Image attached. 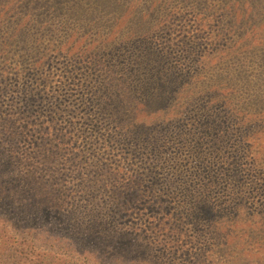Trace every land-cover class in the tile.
Wrapping results in <instances>:
<instances>
[{
	"label": "trees",
	"instance_id": "trees-1",
	"mask_svg": "<svg viewBox=\"0 0 264 264\" xmlns=\"http://www.w3.org/2000/svg\"><path fill=\"white\" fill-rule=\"evenodd\" d=\"M0 1V60L5 63L19 55L24 63L32 60L30 55L42 52L43 31L53 34L52 54L32 65L31 76L35 79L36 66L43 68L45 63L66 70L52 95L26 90L19 115L1 116L0 137L8 135L6 142L14 148L22 138L16 126L19 117L40 136L33 140V158H17L27 170L16 180L0 181V203L18 201L23 210L50 216L58 212L49 208L52 201L62 200L59 183L70 180L78 184L66 187L68 197L77 198L71 216L80 214L78 223L65 220L68 236L62 241L56 232L46 229L41 235L15 219L0 217V264H161L163 256L169 264H264V205L248 210L237 201L245 194L246 183L252 190L258 187L245 167H264V0ZM169 1L191 3L195 25H189L185 34L177 30L180 38L172 36L177 41L169 39L168 45L163 41L159 51L155 45L161 46L164 32V37L171 35L168 22L175 17L173 11L164 14ZM13 11L15 21L4 20ZM46 18L56 21L51 31ZM212 27L210 43L196 41ZM204 42L216 49L215 66L221 69L209 72L206 81L207 66L214 60L203 58ZM242 57L250 61H242L246 69L229 67ZM257 60L260 70L255 84H249L247 66ZM4 68L0 64L4 85L8 74L19 81L17 67ZM4 92L0 87V103ZM241 95L245 104L234 111L237 123L231 124L229 109ZM192 107L198 108L193 134L184 128L194 113ZM62 121L71 129L85 126L92 134L73 141ZM258 127L261 132L255 131ZM252 147L258 151L254 157ZM174 148L184 152L168 153ZM41 161L46 178L31 169ZM67 162L80 164L61 178L55 166L67 168ZM258 177L264 183V177ZM50 182L56 185L54 193ZM102 192L107 194L104 204L90 205ZM114 204L117 208L110 217ZM141 205L152 217L145 227ZM160 217H173L166 229ZM114 219L125 230L117 229ZM137 223L140 230L131 226ZM188 223L203 244V256L189 251L184 257L173 255L178 251L177 231L182 233Z\"/></svg>",
	"mask_w": 264,
	"mask_h": 264
},
{
	"label": "rangeland",
	"instance_id": "rangeland-1",
	"mask_svg": "<svg viewBox=\"0 0 264 264\" xmlns=\"http://www.w3.org/2000/svg\"><path fill=\"white\" fill-rule=\"evenodd\" d=\"M135 1H139V0H135ZM160 3H163L164 0H159ZM168 0H165V2H167ZM210 1V0H208ZM2 2V1H0ZM166 4V3H165ZM167 8L166 11L164 12V14H170L173 11V16H175L172 20H170L168 22L169 24V29H170V33L171 35H169L168 37H164L165 32L162 34L161 36V46H159L158 44L155 45V48H157L159 51H161L160 48H163L164 46L162 45L163 41L167 42V45L169 44V39L172 42H176V39H171L172 36L178 37L180 38V33L177 32V30H181V34H185L186 30L188 29L189 25L194 26L195 25V9H192V4L188 3L183 5L182 3H177L174 1H169L167 3ZM15 11L10 12L8 14V16L4 19L7 21H10L11 18H13V20L10 23H13L15 20ZM23 14V13H21ZM47 17V16H46ZM166 17V16H165ZM177 18V20H176ZM47 19V18H46ZM56 22V21H54ZM52 21H50L49 19H47V24L46 26L48 27V31L52 29L53 27V23ZM171 24V25H170ZM182 25L183 28H179L178 25ZM11 25H9L10 27ZM213 26V25H212ZM15 24H13L12 29H14ZM205 29V28H204ZM213 27L206 32V36L201 37L200 39L196 40L198 41H206L207 43L212 41V38L210 39L209 37H212V35L210 34L212 31ZM53 32V31H52ZM1 34V33H0ZM191 34H194L193 32ZM190 35V39L189 41L192 43L194 38L192 37V35ZM16 36L19 37V34L16 33ZM39 42H40V46L43 48L42 52H40V54H32L29 56V58H32V60H28L24 63V61H21L19 58V56L16 57H11L10 60H6L5 63H3V60H0V64L4 65V69H13L17 67V71L20 72V76H19V81H12V76L11 74H8L10 76L9 81L7 84L4 85V80L2 78H0V87H4L5 88V92L2 93L3 97L2 98V103L4 104L2 106V103H0V107L1 111H0V119L1 116L3 115V112H6L8 114H10V118L12 117H17L19 115V102L21 100V98L23 97V92L26 90H33V91H37V90H42L43 94L46 95L47 93H49L50 95H52L54 93L55 87L56 85L59 83L60 80L63 79V72H65V68H61L58 65H54L53 67L50 66L48 63H45L43 68L36 66L35 69V73L33 75H35V79L34 76H31V67L33 68L32 65L35 64V62H39L41 57H44L46 55H50L52 54L51 49V45H53V34H43V31L39 32ZM151 35H149L150 37ZM25 38V37H24ZM206 42H204L203 46H202V55L203 58L207 57V60H214L211 61V66L208 67L207 66V62H205V60L203 61L204 64H206L207 66V70L206 74H205V79L204 81L208 80L210 73H214L216 74L217 72H220L221 69H219V67L217 68V66H215V54H216V49L213 47H211L209 44H207ZM16 48H13L12 51H16ZM208 52V53H207ZM207 53V54H206ZM9 55V53H8ZM194 59H201L200 57L194 58ZM250 59V58H249ZM248 59V60H249ZM11 60H14V62H11ZM242 61L248 62L250 63V61H247V59H245V57H242L241 60L239 59H234V61H231L230 66L232 69H246L242 64ZM197 61L194 62V64H196ZM259 61L257 60L256 63H254L253 65H251L250 67L247 66L249 68L248 73L246 75H248L249 80L247 81L249 84L254 83L255 84V80H256V75H258L260 68H258L256 65H259ZM191 64V69L192 71H195V65ZM250 65V64H248ZM174 66V65H173ZM42 68V69H40ZM212 70V71H210ZM252 70V71H251ZM235 71V70H234ZM251 71V73H250ZM38 77H41L42 80L38 81ZM255 77V78H254ZM37 79V80H36ZM203 81V82H204ZM245 96L241 95L239 98V101L237 103V101H233L232 105H231V109H229V115L233 114L234 111H239L242 109L243 105L245 104V100H244ZM45 101H42L41 103H44ZM37 102H33V106L36 104ZM203 105H206V100L204 99L202 101ZM205 107V106H204ZM192 110L194 111V113H192L190 116H188L186 119L188 120L187 125H185V130L188 131L189 133L193 134V126L196 124V117L198 115V108L197 107H192ZM238 118V116H235V114L231 115V118H229L230 123L232 124V122L237 123L236 119ZM179 121V120H178ZM27 121L21 119L20 117L18 118L17 121V125L19 127L18 130H20L19 133V137L21 136V141L19 144L18 148H14L13 145L9 144L6 142L7 136L3 135V138L0 137V181L2 182H7L9 179H17L18 177L21 176L20 172H25V170H27V168L25 169V167H23V165L25 164V162L20 161L21 164H18V160L17 158L20 160H24L25 156H29L31 158H33V154H34V150L36 149L33 140L36 138V135H39V132L36 131V133H34L31 129L30 126L28 124H25ZM186 121L184 120L183 123H185ZM67 123V122H66ZM62 128L64 130H67L70 132V134L72 135L73 141L76 140V138L79 136H87L89 134H92L91 131H89V129H87V127L82 126V129L80 126H72V129L70 126L65 125V122L62 121L60 122ZM84 130L85 132L83 133ZM255 131H262V127H258L256 128ZM195 132V131H194ZM40 136V135H39ZM86 138V137H85ZM233 145V143H232ZM172 151L175 152H184L182 149L178 148H174L171 151H168V153H172ZM249 152H253L250 156L254 157L256 153H258V151L256 150V147H252L249 149ZM224 156H226L224 154ZM37 161V160H36ZM79 162L77 164H73V163H69L67 162L65 165L67 168H65V166L63 164H56L55 168H56V172L61 176V178H63L65 176V172L68 171L70 168L74 169V168H78L79 167ZM36 167H31V169L33 171H35V175L41 178H46L48 176V173L46 171V169L44 167H46L45 163L43 161H41L40 163L38 162L36 164ZM18 168V169H17ZM161 168V167H160ZM159 169V168H157ZM160 170V169H159ZM245 170L248 171H252L254 178H252V180L257 184L258 187L255 188V190L250 189L252 186L250 185V183H246L247 184V189L245 194L241 197L237 196V201L239 202L240 200H242V204L244 208H247L248 210L250 208H260L264 205V194H262L264 192V188H259V184L261 186L264 185V183H260L262 182L261 180H259V177H264V167H256L254 170V165H247L245 167ZM263 172V174L258 173V175L256 174V172ZM75 172V171H74ZM249 176L246 175L245 178L247 179ZM70 179V178H69ZM247 182H249V180H247ZM77 183H75V181H70V180H63L62 182L59 183L58 185V190L62 191V200L61 199H54L52 201V207H49L53 212L58 211L54 214H50V216H46L44 214L39 215V213H37V211L33 210V211H29V209L23 210L19 205H17V202H12L9 199H7L8 201H6V203H0V217L3 218H7V219H15L19 224H21L22 226H24L25 228L28 229H33L35 230L37 233H40L42 235V232H47L52 231V232H56L58 233V235L60 236V240H66L67 238L65 236H68L65 233V229H64V222L65 220L71 218L75 223H78V217L80 214H77V218L75 216H71L72 214H74V212H70V208L73 209L77 204V198H69L67 195V190L66 187H77ZM108 185V183H107ZM1 186V185H0ZM55 183L53 184V182H50L49 187H53L52 188V192L54 193V188L55 187ZM45 188H47V184H45ZM79 190H81V188H79ZM111 191V190H110ZM107 193L109 192L108 190L106 191ZM244 193V192H242ZM241 193V194H242ZM48 195V194H46ZM106 193L103 194L100 193L98 195L97 198V203H90V205H93L95 207L102 205L104 203H102L103 199L106 198ZM69 198V199H67ZM72 201V202H71ZM56 202V203H54ZM73 203V204H72ZM50 204V205H51ZM98 204V205H97ZM147 204V203H144ZM149 204V203H148ZM115 205V204H114ZM178 205V201H176L175 206ZM92 206V207H93ZM142 206V205H141ZM94 207V208H95ZM117 206H113L112 210L109 211L110 217L111 213H114L116 210ZM91 213L94 212L93 209H90ZM70 212V213H69ZM69 213V214H68ZM100 214L105 215L106 216V210L103 211L102 208H100ZM134 212L133 210H130V215H132ZM135 215V214H133ZM139 216L140 218L143 220V227H145L146 224L150 223L152 221V217H151V213L147 212V207L142 206V208L139 211ZM153 216V215H152ZM109 217V218H110ZM133 218H135V216H132ZM164 222L161 223V226L163 227V229H166V222L169 220H173V217H160ZM122 219V218H121ZM131 219V217H130ZM137 219V218H135ZM138 220V219H137ZM170 221V222H171ZM114 222L117 223V229L119 230H125L123 225H119V223L117 222L116 219H114ZM129 221H127L125 224L126 226L128 225ZM47 225H52L53 228L49 229L47 228ZM131 226H134V228H138L140 230L141 228V224H132ZM194 225H191L190 223H188V225L184 226V229L182 231V233H179L177 231L178 234V238L180 237V239L177 241L176 243V248L178 251V253L173 252V255H177L178 257H184L183 253H186L189 251L191 254H194L195 252H197V255H204V250L202 248L203 244L199 242V240L196 237V234L192 232V228ZM54 229V230H53ZM138 229H136V231H138ZM5 230L7 232L10 231L9 228L5 227ZM131 230V229H130ZM134 230V229H133ZM135 231V230H134ZM44 232V233H45ZM18 234V233H17ZM62 234V235H61ZM10 236H15L14 233L10 232L9 234ZM18 239H19V235H18ZM14 240L15 237H14ZM16 241H20V240H16ZM170 246V245H169ZM170 248V247H169ZM174 246H172V250H174ZM156 250V249H155ZM199 258V257H198ZM181 260V259H180ZM161 264H169L171 261L166 259V256H163L162 258H160ZM175 263L177 262L176 260H173Z\"/></svg>",
	"mask_w": 264,
	"mask_h": 264
}]
</instances>
